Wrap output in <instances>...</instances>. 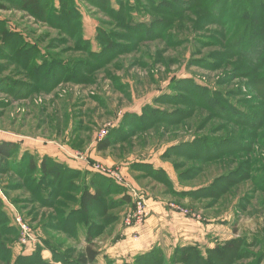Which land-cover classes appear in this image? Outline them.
<instances>
[{
    "label": "rangeland",
    "instance_id": "1",
    "mask_svg": "<svg viewBox=\"0 0 264 264\" xmlns=\"http://www.w3.org/2000/svg\"><path fill=\"white\" fill-rule=\"evenodd\" d=\"M4 1L7 9H0V30L7 28L21 34L28 45L39 43L37 45L44 54L47 45H50L53 48L47 50L49 55L55 54L71 61L84 59L86 55L75 50L74 41L80 31L78 26L82 37L94 50L101 48L103 35L122 45V49L103 67L87 74L85 81H62L48 92L41 91L18 100L0 92V139L6 136L17 141L20 144L19 156L35 152L37 156L46 155L52 149L53 157L58 160L65 158L64 162L68 165L72 160L92 168L96 164L103 165L118 175L117 178L109 176L116 183L124 184L126 191L143 194L151 205L155 201L161 203L167 217L170 213L174 214L175 235L192 237L189 240L192 243L187 245H194L205 257L208 249L231 245L225 250L226 264H264V59L261 55L257 72L259 74L262 69V79L255 86L250 75L256 63L242 54L239 58L230 59L224 43H210L222 37L229 38L231 42L230 36L238 24L230 30L226 25L208 21L207 13L196 8L171 18L173 26L165 33L157 28L156 36L135 43L132 39H141L138 40L129 28L128 20H119L113 9L120 3H129L134 6L133 18L148 21L149 15L156 11L151 5L147 6L146 0H44L50 3V14L70 13L78 17L77 21L69 24L56 23L59 27L54 26L53 20L45 22L18 9L19 0ZM219 51L226 53L228 59ZM218 53L220 57H214ZM0 62L4 63V60L0 59ZM240 62L241 66L233 67ZM76 76L82 78L80 74ZM184 81H191L193 85L206 87L214 93L222 91L224 94L221 96L241 111L256 113L251 118L254 126L243 124L229 113L219 115L222 113L209 106L191 110L187 114L190 117L178 126L158 125L103 151L96 148L98 141L123 124L127 114H140L147 105L166 106L158 99L164 95L171 96L175 89H171L170 85L175 82L186 84ZM210 95L208 93L206 98ZM216 97L213 95L212 99ZM244 120L250 121L249 118ZM195 135H207L212 140L234 135L240 136L241 141L231 145V155L204 164L194 178L191 177V169L197 168L199 163L186 161V166L181 168L185 179L179 180L178 172L173 163L164 158V153L170 145L193 140ZM172 160L180 166L184 165H181L182 158L174 157ZM146 163L151 164L153 169L164 168L177 191L192 190L196 194L174 196L165 180L160 182L154 177H143V172L135 166L144 165L149 169ZM3 167L6 166L0 165V169ZM5 171L0 170V199L10 222L19 229L13 222L16 211L35 232L38 241L37 246L32 248L22 244L19 230L15 240L9 243L11 264H17L18 256H31L38 250L46 264H65L56 259L52 249L45 244L47 237L53 239V244L63 240V248L74 249L69 252L72 253L70 256L64 252L65 249H61L66 260L76 257L85 245L82 231L72 237L53 232L45 235L41 224L48 210L34 211L37 206L29 203L31 194L28 190L15 188L23 182L22 178L12 171ZM223 176H228L227 182L218 180ZM204 187L220 191L216 197H210L207 193L203 194ZM10 205L14 210L11 211ZM130 209L131 206L126 205L118 211L120 214L125 211V215ZM152 214L153 210L149 218ZM124 217L118 221L123 222L122 226L116 222L96 238V248L101 252L94 264H108L110 261L135 264L137 255L113 256L105 253L112 236L121 234ZM156 246L161 248L157 254L161 263L176 264L172 260L173 251L180 245L163 240Z\"/></svg>",
    "mask_w": 264,
    "mask_h": 264
},
{
    "label": "trees",
    "instance_id": "2",
    "mask_svg": "<svg viewBox=\"0 0 264 264\" xmlns=\"http://www.w3.org/2000/svg\"><path fill=\"white\" fill-rule=\"evenodd\" d=\"M146 2L147 6L151 5L150 7L156 11L149 15L148 21H138L133 18L134 6L129 3L127 5L120 3L113 9L119 20H128L129 28L137 35L138 40L141 39L139 41L132 39L133 42L140 43L144 39L156 36L157 28L165 33V30L173 26L171 18H176L196 8L201 9L207 13V20L210 22L226 25L230 30L231 27L238 24L232 34L231 31H228L231 34V42H229V38L223 39L222 37L212 40L210 43L219 41L220 45L224 43L228 55L231 56L230 59L239 58L241 54L248 56L254 64L256 63L255 67L251 68L252 84L257 86V83L262 79V69L259 74L257 70H259L258 63L264 59V0H146ZM49 7L50 3L44 0L18 1V9L25 10L36 19L45 22L53 20L52 23L56 27H59V24L56 23L69 24L78 20L77 16H72L70 13L50 14ZM0 9H7L4 0H0ZM78 28L81 31L79 26ZM80 31L77 32L78 35L74 41L75 50L86 56L84 59L71 61L62 59L63 57L60 58L55 54L49 55L47 50L53 46L47 45L46 54H44L37 45L39 43L28 45L21 34L7 28L0 30V59L4 60V63L0 62V87L3 88L0 89V92L9 94L13 99L18 100L19 97L28 98L41 91L48 92L62 81H71V79L79 82L85 81L88 77L87 74L103 67L108 61L119 55L117 53L121 51L122 45L114 43L106 35H103L101 39V48L94 50L90 43L82 37ZM144 34L145 37H142ZM222 34L224 36L223 32ZM219 53L228 59L226 53L220 51ZM219 53L214 57H220ZM261 55L262 59H260ZM241 65L240 62L239 65L236 64L233 67ZM9 69H11L9 74L5 73ZM245 71L248 72V69ZM77 74H80L82 78L77 77ZM184 83L186 84L179 82L171 84L170 88L175 89L174 93L169 97L164 95L163 98L158 99V102H162L166 106L147 105L140 114H127L123 124L112 129L105 139L98 141L96 148L103 151L113 147L115 143L131 139L142 130H149L158 125L178 126L190 117H187V114L191 110L205 109L209 106L218 110V113H222L219 115L224 116L229 113L236 116L237 119L239 118L241 122H244L243 124L249 123L254 126L251 118L256 113L241 111L232 102L221 96L224 94L222 91L214 93L206 87L193 85L191 81H184ZM224 83L225 81L222 84ZM208 93L211 95L206 98ZM212 94L218 97L212 99ZM245 118H249L250 121L246 122ZM233 136L226 135L212 140L207 135H195L193 140H182L170 145L164 153V158L173 163L179 180L185 179L182 176L181 168L186 166V161L198 162L199 166L191 169L193 172L191 177L194 178L204 164L220 161L225 156L231 155V145L240 144L241 141L239 140L240 136L239 138ZM74 146L78 147L75 144ZM19 151L20 144L17 141L0 139V165L6 166L0 170L12 171L20 179L22 178L23 182L15 188L28 190L31 194L29 203L37 206L34 211L48 210L45 221L41 224L44 234L48 236L53 232L72 237L82 231L85 242L84 247L70 261L62 255L63 240L53 244V239L47 237L44 239L45 244L52 249L54 257L65 264H94L100 255V251L95 245L96 238L100 237L107 227L119 221L118 210L121 207L129 205L132 208V195L128 190L126 191L124 184L116 183L109 175L92 167H90L91 169L72 167L50 155L39 157L26 153L19 156L17 155ZM174 157L182 158L184 161L181 165H184L180 166L179 163L174 162L172 160ZM145 166L149 169H146L144 165H137L135 168L143 172V177H154L160 182L165 180L170 186V190L172 189L170 193L174 196L185 197L196 194L192 190L177 191L174 189L175 186L172 185L174 183L164 168L153 169L152 165L147 163ZM228 179V176H223L218 180L227 182ZM202 189H204L203 194L207 193L210 197H216L220 191L212 187ZM205 189H207L206 192ZM18 234L19 229L11 224L3 201L0 199V264L12 263V251L9 248V243L14 241V237H17ZM231 247V245H219L216 248L208 249L205 257L194 245L177 246L173 251L172 260L176 264H192L193 261H196V264H226L224 261L225 250ZM63 249L68 256L72 255L69 252L74 250L73 248ZM160 250L161 248L156 246L147 252L138 254L134 260L135 264H163L157 255ZM40 253L38 250L31 256L20 255L17 257L16 263L46 264ZM215 253L218 255L216 256ZM108 264L116 263L110 261Z\"/></svg>",
    "mask_w": 264,
    "mask_h": 264
},
{
    "label": "crops",
    "instance_id": "3",
    "mask_svg": "<svg viewBox=\"0 0 264 264\" xmlns=\"http://www.w3.org/2000/svg\"><path fill=\"white\" fill-rule=\"evenodd\" d=\"M2 139L5 140H11L8 137H4ZM50 154H46V155H50L53 157V153H52V149L49 151ZM33 154H38L37 152L33 153ZM44 154L42 155H38L39 157H42ZM64 159L60 161L64 162ZM70 166L72 167H76V168H81V169H91L89 166L86 167V165L81 162V161H77V160H72L71 163H69ZM161 203L155 201L152 203V210H153V214L152 216L146 220V222L139 226V227H127L124 225V228H120V235H116L114 234L112 236V240L110 239V245L106 250L105 253L106 254H111L113 256H121V255H126V256H134V255H138L144 252L149 251L150 249H152V247H154L155 245H159L161 243V241L164 240V242L166 243H174L175 246L176 245H187V244H191L192 242L189 241L192 237H188V236H184L182 238V235L177 236L175 235V224L172 222L175 218V215L173 214H169L167 217V212H165L164 208L162 207V205H160ZM123 211L120 214V219L121 220L125 215H124ZM166 213V214H165ZM124 215V216H123ZM173 219H169V217H172ZM122 226L123 222H118L117 224H120ZM173 223V224H172ZM116 224V225H117ZM138 235V238H135L134 236ZM121 237V238H118ZM117 239L116 241H114V239ZM189 241V242H188ZM99 251L101 252V249H99ZM16 252V249H15Z\"/></svg>",
    "mask_w": 264,
    "mask_h": 264
},
{
    "label": "built area",
    "instance_id": "4",
    "mask_svg": "<svg viewBox=\"0 0 264 264\" xmlns=\"http://www.w3.org/2000/svg\"><path fill=\"white\" fill-rule=\"evenodd\" d=\"M94 169L99 170L107 175L117 178L112 170L105 168L103 165H93ZM118 176V175H117ZM133 198L132 208L125 214L124 224L127 227H139L143 225L149 218L152 208L147 198L143 194H138L136 191L134 194L130 193ZM11 211L14 210L13 206L10 205ZM13 222L19 227L20 230V242L26 246L32 248L37 246V235L28 225V223L22 218V216L14 211ZM138 238V235L134 236Z\"/></svg>",
    "mask_w": 264,
    "mask_h": 264
}]
</instances>
